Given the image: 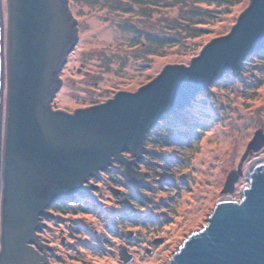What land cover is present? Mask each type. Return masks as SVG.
<instances>
[{
    "label": "rangeland",
    "instance_id": "374dc122",
    "mask_svg": "<svg viewBox=\"0 0 264 264\" xmlns=\"http://www.w3.org/2000/svg\"><path fill=\"white\" fill-rule=\"evenodd\" d=\"M250 1L69 0L79 39L60 72L53 109L103 103L121 89L138 90L168 63L189 65L208 41L232 29ZM4 13L7 25V0ZM259 129L264 49L245 60L237 77L224 74L152 129L143 159L133 164L143 171L141 184H129L118 162L113 174L93 180L101 205L74 198L50 209L54 217L45 218L41 236L51 246L50 263L166 264L207 223L228 175L245 173L264 156L263 147L243 159ZM247 183L241 175L232 197H241ZM123 247L130 262L121 258Z\"/></svg>",
    "mask_w": 264,
    "mask_h": 264
},
{
    "label": "water",
    "instance_id": "95a60500",
    "mask_svg": "<svg viewBox=\"0 0 264 264\" xmlns=\"http://www.w3.org/2000/svg\"><path fill=\"white\" fill-rule=\"evenodd\" d=\"M78 39L69 0H7V25L0 0V264H41L29 244L38 242L47 208L88 192L85 183L115 161L129 184H141L143 171L133 164L143 159L152 129L224 74L237 77L264 49V0H251L232 29L208 41L189 65L168 63L138 90L121 89L106 102L55 110L60 72ZM263 147L259 129L243 159ZM241 175L248 183L232 197ZM223 194L166 264H264V156L245 173L232 171ZM120 255L132 260L126 248Z\"/></svg>",
    "mask_w": 264,
    "mask_h": 264
},
{
    "label": "flooded vegetation",
    "instance_id": "af4514ba",
    "mask_svg": "<svg viewBox=\"0 0 264 264\" xmlns=\"http://www.w3.org/2000/svg\"><path fill=\"white\" fill-rule=\"evenodd\" d=\"M73 52V51H72ZM71 52V53H72ZM70 53V54H71ZM69 54V55H70ZM125 155H127V154H130L131 155V153L130 152H125L124 153ZM127 160H130V159H127ZM120 163V162H119ZM119 163L117 162V161H115V164L114 165H112V166H110V170H107V171H102L101 172V174H113V173H111L112 171H114V169L116 168V167H118L119 166ZM120 164H122V163H120ZM123 165V171H122V177L123 178H125V180H127V182L129 181L127 178H126V176L124 175V168H125V166H124V164H122ZM100 174V173H99ZM108 176V175H107ZM99 177V176H98ZM98 177H91L90 178V182H88V183H85V185L86 186H88V187H90L89 189H88V192H85V193H80V194H76V196L75 197H73V198H67V199H62V200H59V201H57V202H55V203H53V204H51L48 208H47V211H48V215L47 216H42V218H41V223H42V228L41 229H39V230H36V234L38 235V242L37 243H30L29 245L33 248V250L34 251H36V253L38 254V258H40L39 259V261H40V263L41 264H51L50 263V257L48 258L47 257V255L49 256L50 254V252H47L46 250H44V249H50L51 250V246L48 244V243H45L42 239H41V236H42V231L44 230V225H45V218L46 217H48V216H51L50 214H52V212L50 211V209H53L54 207H56V206H58V209H60V207L61 206H65V205H67V204H69L70 202H72L71 201V199H78V198H84V199H87V200H92V199H95V197H94V193H95V190L97 189V187H95V186H97V185H94L93 184V180H96ZM101 178H102V176H101ZM93 190V191H92ZM50 219V218H49ZM123 248H125V247H123ZM53 249V248H52ZM47 252V253H46ZM129 255H131V254H129Z\"/></svg>",
    "mask_w": 264,
    "mask_h": 264
}]
</instances>
